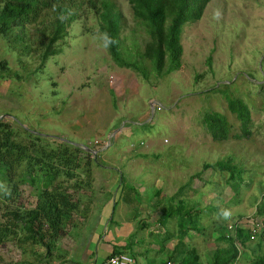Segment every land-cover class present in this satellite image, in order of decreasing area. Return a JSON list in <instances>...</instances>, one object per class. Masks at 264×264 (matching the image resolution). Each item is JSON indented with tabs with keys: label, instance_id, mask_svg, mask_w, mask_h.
I'll use <instances>...</instances> for the list:
<instances>
[{
	"label": "rangeland",
	"instance_id": "rangeland-1",
	"mask_svg": "<svg viewBox=\"0 0 264 264\" xmlns=\"http://www.w3.org/2000/svg\"><path fill=\"white\" fill-rule=\"evenodd\" d=\"M110 1L122 14L123 54L147 69L148 77L115 64L98 19L82 5L63 53L52 57L42 71L35 72L40 63L33 54L12 47L0 35V59L21 76L0 79V117L14 119L47 139L54 136L95 147L100 152L92 170L97 190L108 180L113 191L125 187V192L134 190L133 196L135 188H143L148 201L165 204V213L174 215L163 234H180L181 245L196 248L211 262L218 248L227 247L218 226L232 235L236 223L251 231L258 225L256 234L263 229L264 215L252 216L264 201V0H213L200 20L184 27L183 68L169 76H158L148 62H142L140 55L150 36L134 18L129 2ZM30 29L25 43L33 45L35 33ZM228 94L250 108L248 135L227 109ZM207 112L226 114L234 124L233 134L240 137L215 141L203 122ZM228 158L240 171L231 184L228 171H204L205 163ZM183 186L184 193L172 201ZM32 189L23 188V202H35ZM80 200L82 207H90ZM192 208L201 210L200 216L184 217ZM93 213L100 216L97 209ZM187 228L191 231L183 239L181 229ZM137 233L138 238L145 235L142 229ZM256 234L246 248H240L236 264H249L260 253ZM163 249L159 255L167 257ZM0 252L3 264L36 263L33 252L44 249L7 244Z\"/></svg>",
	"mask_w": 264,
	"mask_h": 264
},
{
	"label": "trees",
	"instance_id": "trees-1",
	"mask_svg": "<svg viewBox=\"0 0 264 264\" xmlns=\"http://www.w3.org/2000/svg\"><path fill=\"white\" fill-rule=\"evenodd\" d=\"M134 18L142 23L150 36L145 50L140 55L142 62H148L158 76H169L183 68L184 27L200 20L205 9L213 0H127ZM82 5L96 16L99 31L104 36L111 59L120 68L132 69L148 77V71L135 61L126 59L122 49V14L110 0H0V35L12 46H20L23 53L33 54L39 60L35 72L42 71L47 62L63 53L65 39L77 20ZM34 30L33 45L25 43L28 32ZM211 64V59H209ZM21 79L7 60L0 59V79ZM264 87V84L261 85ZM227 109L241 124L244 135L249 134L251 111L241 98L224 96ZM207 131L215 141H226L233 134L234 124L226 114L207 112L203 119ZM95 148V147H92ZM101 147H99L100 149ZM97 165L92 154L73 144L57 138L47 139L30 132L16 120L0 119V249L7 244L38 246L42 254L33 252L37 262L29 260L13 264H49L57 255L58 243L66 231L73 226L74 218L81 204L80 191L93 185V166ZM208 169L228 171V181L234 182L240 175L233 158L216 163H205ZM201 176V172L192 179ZM124 183V177L122 178ZM25 186H31L35 202L22 201ZM38 187V188H37ZM186 189L181 187L171 198L175 201ZM134 191V190H132ZM125 187L122 188V193ZM128 196V192L125 193ZM183 204V201H179ZM215 209V207H211ZM199 209L192 208L184 217L200 216ZM264 215V201H260L252 217ZM167 211L163 220L172 217ZM226 248H218L210 264H236L240 250L255 234L239 223L231 231L218 226ZM183 239L191 229H181ZM260 246L249 264H264V223ZM242 248V249H240ZM225 249L226 256L221 251ZM121 254L115 249L111 255ZM181 264H200V255L195 248ZM192 255V257H190ZM5 257L0 252V264Z\"/></svg>",
	"mask_w": 264,
	"mask_h": 264
},
{
	"label": "crops",
	"instance_id": "crops-1",
	"mask_svg": "<svg viewBox=\"0 0 264 264\" xmlns=\"http://www.w3.org/2000/svg\"><path fill=\"white\" fill-rule=\"evenodd\" d=\"M94 143L99 144V141L96 140ZM103 187L97 190V184L93 181L89 190L80 191L78 195L88 201L90 207H85L89 211L87 213L80 209V207L85 208L80 204L73 226L66 231L65 236L58 243L57 255L61 258H54L49 264H106L115 249L131 255L135 264H181L189 256L188 251L193 247L181 245L180 234H163L165 224L174 217L173 215L163 220L165 204L160 205L159 201H148L147 192L143 188H135L134 196V191H129L128 196L125 197L127 192L121 193V187L113 191L114 186L109 180ZM121 200L118 209V203ZM96 209L99 210L100 216L93 213ZM87 226L93 227L85 230ZM111 227H113L112 232L109 229ZM121 228L123 233H121L122 230L120 231ZM141 229L145 235L138 238L137 232ZM163 248H166L167 257L159 255L163 253ZM150 252H155V257L152 258ZM198 254L200 264L212 262L206 261L203 254L199 252Z\"/></svg>",
	"mask_w": 264,
	"mask_h": 264
},
{
	"label": "built area",
	"instance_id": "built-area-1",
	"mask_svg": "<svg viewBox=\"0 0 264 264\" xmlns=\"http://www.w3.org/2000/svg\"><path fill=\"white\" fill-rule=\"evenodd\" d=\"M258 225H254L253 228V233H257L258 229H257ZM106 264H135V260L134 258L126 253H121V254H117V255H111L107 261Z\"/></svg>",
	"mask_w": 264,
	"mask_h": 264
},
{
	"label": "water",
	"instance_id": "water-1",
	"mask_svg": "<svg viewBox=\"0 0 264 264\" xmlns=\"http://www.w3.org/2000/svg\"><path fill=\"white\" fill-rule=\"evenodd\" d=\"M3 117H4V116L0 117V119L3 118ZM38 135H39V134H38ZM40 136H41V135H40ZM42 136L49 137V136H47V135H42ZM50 137H51V136H50ZM52 137H54V136H52ZM54 138L60 139V140H62V141L69 142V141L66 140L65 138H59V137H54ZM69 143L73 144L74 146L80 147V148L84 149L86 152L92 154L93 157H94V159H95V161H97V157H98V154H99V151H98V150L93 149L92 147H90V146H88V145H85V144H81V143H80V144H78V143H72V142H69Z\"/></svg>",
	"mask_w": 264,
	"mask_h": 264
}]
</instances>
